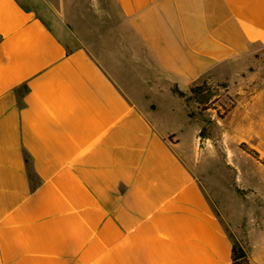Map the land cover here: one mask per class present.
I'll return each mask as SVG.
<instances>
[{
	"label": "crops",
	"instance_id": "obj_1",
	"mask_svg": "<svg viewBox=\"0 0 264 264\" xmlns=\"http://www.w3.org/2000/svg\"><path fill=\"white\" fill-rule=\"evenodd\" d=\"M69 5L0 0V264H264V0ZM207 81L218 144L174 92Z\"/></svg>",
	"mask_w": 264,
	"mask_h": 264
},
{
	"label": "rangeland",
	"instance_id": "obj_2",
	"mask_svg": "<svg viewBox=\"0 0 264 264\" xmlns=\"http://www.w3.org/2000/svg\"><path fill=\"white\" fill-rule=\"evenodd\" d=\"M27 7L42 14L51 24L68 27L69 3L84 0H20ZM75 13V12H74ZM82 23L87 24V31L98 36L99 12L77 11ZM86 15V19L84 16ZM86 20V21H85ZM190 98L189 111L192 116H198L203 120V139L218 144L223 134L227 133L228 122L225 120L228 113L237 102L236 93L225 82L207 81L192 94H186ZM225 139H227L225 137ZM243 148V145L241 146ZM235 248H242L235 244ZM243 262V261H242Z\"/></svg>",
	"mask_w": 264,
	"mask_h": 264
},
{
	"label": "trees",
	"instance_id": "obj_3",
	"mask_svg": "<svg viewBox=\"0 0 264 264\" xmlns=\"http://www.w3.org/2000/svg\"><path fill=\"white\" fill-rule=\"evenodd\" d=\"M199 90V87L198 88H195L191 91L192 94H194L195 92H197ZM176 94L179 95V97L181 98H184L186 100V102L189 104L190 102V98L182 93V92H179L178 90H175L174 91ZM191 117H192V114H191ZM201 137L203 138V135H202V131H201ZM243 149L249 154L251 155L253 158L259 160L263 165H264V160H260L259 159V155L253 151V150H250L248 148H246L245 146H243ZM243 261V262H242ZM232 264H248L247 262V256H246V253L245 251L243 250V248H235V245L233 247V262Z\"/></svg>",
	"mask_w": 264,
	"mask_h": 264
}]
</instances>
